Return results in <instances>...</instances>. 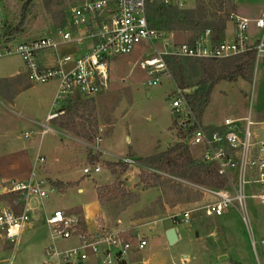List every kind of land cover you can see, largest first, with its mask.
Segmentation results:
<instances>
[{
	"label": "rangeland",
	"instance_id": "obj_1",
	"mask_svg": "<svg viewBox=\"0 0 264 264\" xmlns=\"http://www.w3.org/2000/svg\"><path fill=\"white\" fill-rule=\"evenodd\" d=\"M81 1L1 0L3 22L0 25V47L53 34L67 24L70 10ZM236 3L243 14L264 8L262 0H237ZM186 11H195L197 21L201 24L225 22L226 30L214 32L216 40L220 42L231 33L236 6L235 0H195ZM208 29L211 28L162 31L172 34L173 37L169 38L175 44H181L193 41ZM70 49L61 47L58 51L61 54L74 52V49ZM163 49L162 43L155 46L142 43L132 54L110 59L108 90L91 99L73 98L65 106V114L57 119L58 124L63 118H73L76 127L74 132L60 130L58 124L57 129L64 136L48 133L42 137L39 133L43 131L47 115L53 110L56 82L31 84L25 73L26 76L18 82L19 87L17 81L3 79L22 65L21 57L13 55L0 58V160L3 167L8 165L3 172L0 168V198L3 205L10 208L18 206L20 197L7 193V189L12 182L28 179L35 166L34 163L28 166L23 156L18 158L12 155V142L8 143V139L3 136L5 133H10L20 146L36 140L33 146L26 148L33 160L39 150L42 156L49 159L50 152L62 141L63 144H76L84 153L85 160L78 164L80 170L91 165L101 167V173L93 177H87L81 171L72 174L74 181L80 182L79 186L85 188L84 194H78L77 187L66 195H62L59 190L51 194L42 209L43 221H35L33 229L21 240L17 250L16 245L0 241V264H10L11 261L13 264L43 262L45 258L49 259L45 248L51 244L59 252L76 247V239L65 241L53 237L52 240L44 213L50 215L56 209L66 211L75 205L92 203L94 185L98 184H102L97 189L103 205L100 224L107 227V232L120 231L131 240L144 237L149 241L148 248L157 249L158 243L162 241L154 253H158L157 259L165 264H264V245L260 244V240L264 239V205L260 206L257 200L247 201L251 226L257 240V249L254 251L248 228L238 210L230 209L218 219L203 215L202 208L212 200L205 190L226 186L224 180L215 173L211 176L188 175L182 178L144 164L143 158L136 159L137 166L118 165L122 162L119 156L149 157L162 151L156 150V146L164 149L169 141V149L180 142L186 143V138L181 137V132L176 130L171 108L172 93L176 84L179 87L181 84L180 69L168 65L171 77L161 75L160 82L151 86V77L140 67L141 62ZM181 61L184 81L189 85L185 90L189 96L200 87V82L208 81L210 84L212 76H219V72L211 71V61L187 58H181ZM9 99H14L15 107L9 106ZM80 103L83 104L78 106ZM69 108L72 113L66 114ZM249 112L254 122L264 120V68L260 65L256 70L254 61L251 69L236 81H220L215 85L201 124L208 127L210 124L223 123L226 119H244ZM240 125L244 127L245 123L241 122ZM27 132L32 135L29 140L25 138ZM100 148L109 152L107 159H117L106 161ZM190 156L193 161L199 160L200 148L190 147ZM109 163L115 166L111 167ZM37 174H40V166ZM58 189L64 190L65 187ZM185 210L193 213L191 224L177 227L180 243L165 245V231L175 228L174 216ZM122 224L125 229H122ZM160 225L161 233L151 234ZM158 236L160 240H151ZM147 250L130 254L127 264H142L147 259ZM182 254L189 255V261L188 258L181 261ZM54 263L55 260L49 261V264Z\"/></svg>",
	"mask_w": 264,
	"mask_h": 264
},
{
	"label": "built area",
	"instance_id": "obj_2",
	"mask_svg": "<svg viewBox=\"0 0 264 264\" xmlns=\"http://www.w3.org/2000/svg\"><path fill=\"white\" fill-rule=\"evenodd\" d=\"M194 1L82 0L70 10L67 24L53 34L0 47V58L13 55L21 57L31 84H57L53 110L43 124L41 136L54 132L49 124L65 114V106L70 100L76 97L95 98L108 90L110 59L132 54L142 43L152 46L162 43L164 46L152 58L140 63L141 69L151 77V86L160 82L161 75L171 77L167 64V58L170 57L218 61L250 55L256 70L260 65L264 68V11L259 17L251 19L233 15L231 33L220 42L216 40L214 32L208 29L191 42L175 44L170 39L172 34L151 26L149 14L153 5L186 11ZM2 22L0 0V25ZM61 47H70L74 52L64 54L53 66L41 64V54ZM171 100L176 130L185 134L189 148L199 147L201 150V156L195 162L214 170L217 177L226 183L225 187L205 190L212 200L202 208L203 215L218 219L230 209L238 210L256 251L257 240L251 226L247 201L257 200L260 205H264V121L254 122L249 112L246 118L226 119L221 126L211 131L198 119L187 90L176 84ZM241 122L245 123L244 127L240 125ZM30 136V133L25 134L26 138ZM121 161L124 165H138L136 160L128 157ZM45 162V158L38 154L30 177L26 181L12 182L6 188L7 193L20 197L18 206L21 204L23 208L20 212L9 206L0 209V240L17 247L31 223L27 208L30 199L44 201L58 191L37 174V169ZM83 173L93 177L101 173V167L91 165ZM192 216L191 210L176 214L175 228L191 224ZM47 224L55 239H76L78 242L76 247L65 252L50 247L46 253L55 260L54 264H86L92 259H96L99 264H127L133 250L140 253L148 246L146 238L139 236L137 240H131L120 231L107 232L99 228L91 232L83 218L62 210H56L48 218ZM260 244L264 245V239L260 240Z\"/></svg>",
	"mask_w": 264,
	"mask_h": 264
},
{
	"label": "crops",
	"instance_id": "obj_3",
	"mask_svg": "<svg viewBox=\"0 0 264 264\" xmlns=\"http://www.w3.org/2000/svg\"><path fill=\"white\" fill-rule=\"evenodd\" d=\"M262 1L264 2V0H262ZM236 2H237V0H235L236 15L237 16H240V17L243 16V18H248V19L257 18L264 11V8H261V9H258L257 11H255L254 13H250V14L244 13L243 14L241 12L240 8H238V5H237ZM44 37H46V36H44ZM69 50H71L70 47H69ZM61 53L62 52L60 50L59 51L58 50H54V51H50V52L47 51V52L41 54V56H40V62H41V64L43 66H47V67L48 66H53V65L56 64L57 60L61 56L64 55V54H61ZM22 62H23V60H22ZM25 73L26 72H25L24 62H23L22 65L17 70H14L13 73H11L10 75H7V77H5L3 80H7L8 82L9 81H12L13 82V80H15V81H17V84L16 85L20 87V83H18V82H20L22 80V78L25 75ZM54 89H57V88L54 87ZM55 94H56V90H55ZM54 98H55V95H54ZM8 104H9L10 107H15V101H14V99H9ZM48 115H47V117H48ZM47 117H46V119H47ZM46 119H45V122H46ZM57 119H55L52 122H50L49 125L54 130V132H51L49 134H60V135L64 136L65 134H63L62 132H60L57 129V126L59 124V123L57 124ZM222 124L223 123L210 124L208 127H218V126H221ZM59 128H60V130H64L60 126H59ZM39 133H41V132H39ZM39 133H37V134H39ZM5 135H3V136L6 139H8V143H11L12 142L11 143V146H10V147H12L11 148V150L13 152L12 155L17 156L18 158L21 157V156L25 157V159L27 160L28 166H29V164L30 165L31 164L33 165V163L35 164L36 157L33 160L30 157V155L28 153L29 151L26 148L28 146H30V147L33 146L35 144L36 140L34 142H29L27 144H24V145L20 146L19 144L16 143L17 140H15V138L12 137L10 133H5ZM31 136L29 138H26V137L25 138L29 140V139H31ZM263 139H264V137H263ZM129 140L130 139L127 137V141L128 142H129ZM169 143H170V141L167 143V145H166V147L164 149H162L161 146H156V148H155L156 150H162V151H159V152H157V153H155V154H153L152 156H149V157L119 156L118 159L119 158H125V157L132 158L134 160H136V159H142V158L143 159H145V158H151V157H153V156H155V155H157L159 153L161 154V153H164V152L168 151V149H169L168 148L169 147ZM25 145H27V146L25 147ZM157 147H158V149H157ZM100 150L103 153V158H105L106 161H109L110 162V161H115L117 159V158L116 159H111V160L107 159V156L109 155V152L106 149H104V148H102V149L100 148ZM40 152H41V150H39V153L38 154H40ZM17 157H16L15 160L18 159ZM44 158L46 160V164H45V166L44 165L40 166V174H39V177L40 178H43V179L47 180L49 182V184L54 185L57 189H58V187L61 188L62 186H64L65 187L64 190L63 189H58L61 192L62 195L68 194L71 190H73L76 187H77L78 194H84L85 193V188L80 187L79 186L80 182H78V183L75 182L74 181V178L72 177V174H74L76 171H81L83 173V171L80 170V167L78 166V164H79L80 161H84L85 160V156H84V153L82 152V150H80L79 146H76V144H74V143L73 144L71 143L69 145V144H67V142L65 144H63V142L61 141L50 152L49 159L47 157H44ZM5 167H8V165L3 167L2 160H0V168H1L2 172L4 171V169H6ZM9 168H11V167H9ZM125 178L127 179L128 176L126 175ZM86 179H91V178H86ZM26 180L24 179L23 181H26ZM129 181H131V180L129 179ZM101 186H102V184H98L96 186L94 185V189H93V202L92 203H88L87 202V203H83L81 205L72 206L69 210H66V211L65 210H62L64 212L68 213V214H76V215L80 216L81 218H83V220L85 221V223L87 225V228L91 232H96L99 228L107 231V227L100 224L101 219H102V215H103V205H102V202L100 201L101 199L99 197V192L97 191V189H99V187H101ZM45 201L46 200L41 201V200H38L36 198H31L30 199L27 208L30 211L31 223L28 225V227L24 231V233H23V235H22V237H21V239L19 241V244H20L21 240L25 237V235L27 233H29L33 229L34 223H35V221L37 219L43 221L44 218H43V215H42L43 214L42 213V209H43V207L45 205ZM3 206L4 205H3L2 201H1V198H0V209ZM260 206H262V205H260ZM13 208L15 209L16 212H20L21 209L23 208V206L20 204L19 206H15ZM56 210H60V209H56ZM55 211H53L50 215H49V213H46V212L44 213V216H45V224L47 226H48V224H47L48 218ZM119 221H121V220H119ZM121 227H122V229H125L126 228L123 224L121 225ZM175 229H176L177 235H178V242H177V244H178L181 241V236H180L177 228H175ZM169 230L170 229H167L165 231V235H166V233ZM50 231H51V229H50ZM159 233H161V225L158 228H155V230H153L151 232V234H154V235H159ZM51 237H52V240H54L52 235H51ZM155 238H157V240H160V237L159 236L158 237H154L151 240L154 241ZM0 241H3V243L6 242L4 240H0ZM160 242L158 243L159 246H157V249H159L160 246L162 245V241H160ZM163 242L165 243V245L168 243L166 237H165V240ZM19 244L17 245L16 250H17ZM77 244H78V242H77ZM149 245L150 244H149V241H148L147 248L149 247ZM50 247L54 248V245L51 244L50 246L46 247L45 248V253H46V251ZM147 248L145 249V251L147 250ZM157 249H155L154 247H151L150 246V248H148V250H147V254H145L147 259L145 261H142V264H165V262L163 263V261H159L157 259L158 253H154L155 250H157ZM65 251H67V250H65ZM135 251L136 250H133L130 254H132ZM46 255H47V253H46ZM47 257L49 258V256H47ZM185 258H188L187 260L189 261V255H183V254H182L180 260L181 261H184ZM49 261H53V259H51V258L46 259L45 258V260L43 262H39V263H35V264H49ZM136 263L137 262H135V264ZM10 264H13V261H11ZM86 264H99V262L96 259H92L91 261H89Z\"/></svg>",
	"mask_w": 264,
	"mask_h": 264
},
{
	"label": "trees",
	"instance_id": "obj_4",
	"mask_svg": "<svg viewBox=\"0 0 264 264\" xmlns=\"http://www.w3.org/2000/svg\"><path fill=\"white\" fill-rule=\"evenodd\" d=\"M186 14V15H185ZM149 22L152 27L158 30H179V29H206L208 27L211 28L213 32H220L226 30V23L221 22V24H201V22L197 21L196 12L195 11H179L177 9H169L162 8L160 6L153 5L150 14H149ZM200 61V60H197ZM212 62L211 71L219 72V76L217 78L211 77V83L208 81L200 82V87L195 91V93L189 96V99L196 111L198 119L201 121L203 118V114L205 109L208 107L211 101V96L215 85L220 81H229L234 82L240 76H244L247 71H249L252 67V58L250 55L238 56L229 58L226 60H206ZM167 64L169 66H177L180 69L179 75L181 78L180 88L183 90L187 89L189 85H187L184 81V69L183 62L180 58H167ZM83 103L78 104V106ZM67 113H72V110L69 108ZM67 118H63L65 120ZM61 121L59 126L62 129L67 131L74 132L76 131V127L74 126L73 118H69V120ZM215 128L210 127V130L213 131ZM181 137L186 138L183 132L180 133ZM86 137H89L88 135ZM144 164L157 167L158 169L164 170L168 173H172L176 176H180L182 178H187L190 176H211L214 172L211 168H208L202 164H197L192 160L190 156V148L187 143L180 142L176 144L173 148L168 151L156 155L154 157L144 159ZM119 163L118 165H121ZM109 166H115L114 164H108Z\"/></svg>",
	"mask_w": 264,
	"mask_h": 264
},
{
	"label": "water",
	"instance_id": "obj_5",
	"mask_svg": "<svg viewBox=\"0 0 264 264\" xmlns=\"http://www.w3.org/2000/svg\"><path fill=\"white\" fill-rule=\"evenodd\" d=\"M166 238L170 246H174L178 242V235L175 228L170 229L166 233Z\"/></svg>",
	"mask_w": 264,
	"mask_h": 264
}]
</instances>
